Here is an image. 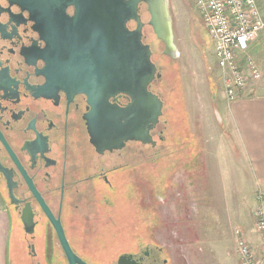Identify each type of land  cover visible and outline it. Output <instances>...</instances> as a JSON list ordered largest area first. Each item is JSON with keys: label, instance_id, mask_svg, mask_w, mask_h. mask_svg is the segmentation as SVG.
<instances>
[{"label": "flooded vegetation", "instance_id": "af4514ba", "mask_svg": "<svg viewBox=\"0 0 264 264\" xmlns=\"http://www.w3.org/2000/svg\"><path fill=\"white\" fill-rule=\"evenodd\" d=\"M189 1L184 0L190 10ZM66 13L74 16L75 7ZM138 13L142 40L161 74L148 90L164 108L157 90L164 63L157 61L155 43L164 46V56L180 57L175 18L169 0L159 17L145 1ZM127 26L134 30L138 21ZM66 28L54 34L52 45L45 24L0 0V206L19 231L31 264H70L53 220L86 264H173L153 232L155 213L145 210L141 194L142 176L154 178L159 191L173 169L163 155L141 152L165 139L162 115L148 143L124 139L123 132L110 139L109 104L125 108L132 97L108 96L107 49L96 33L85 32L94 26ZM68 39V45L61 43ZM63 59L70 63L67 70L56 65Z\"/></svg>", "mask_w": 264, "mask_h": 264}, {"label": "rangeland", "instance_id": "374dc122", "mask_svg": "<svg viewBox=\"0 0 264 264\" xmlns=\"http://www.w3.org/2000/svg\"><path fill=\"white\" fill-rule=\"evenodd\" d=\"M257 1L264 15V0ZM189 3L192 10L184 0H169L180 57L164 56V46L155 43L157 61L164 63L157 90L165 99L159 125L165 129V139L156 148L142 146L141 152L163 155L174 164L169 183L159 191L154 178L142 176V203L155 213L153 232L169 249L173 264H239L234 230L243 227L255 242L259 193L251 186L248 168L228 143L230 133L220 121L226 103L214 43ZM263 47L264 31L251 49L262 63ZM261 84L264 78L258 87ZM20 238L14 228L10 263L31 264Z\"/></svg>", "mask_w": 264, "mask_h": 264}, {"label": "water", "instance_id": "95a60500", "mask_svg": "<svg viewBox=\"0 0 264 264\" xmlns=\"http://www.w3.org/2000/svg\"><path fill=\"white\" fill-rule=\"evenodd\" d=\"M30 12L32 18L45 24L51 32L50 44L56 43L54 34L66 26L77 29L78 26H94L86 29L98 35L99 45L107 49L108 58L104 61L108 81V96L115 92H125L132 101L120 108L109 104V136L116 138L124 133V139H140L144 143L152 141L150 129L155 127L163 114L162 99L148 90V84L154 79L157 67L151 60V49L142 40V26L139 4L145 1L154 17H158L165 7L166 0H9ZM74 6L76 13L70 17L66 13L68 6ZM138 21V27L130 30L129 20ZM69 28V29H68ZM63 30V29H62ZM69 39L61 43L68 45ZM67 48V46H65ZM54 49V47H53ZM63 69L70 63L63 59L57 61ZM160 77L161 74L157 73ZM61 244L70 264H86L71 249L59 222L54 221Z\"/></svg>", "mask_w": 264, "mask_h": 264}, {"label": "built area", "instance_id": "2783aa9c", "mask_svg": "<svg viewBox=\"0 0 264 264\" xmlns=\"http://www.w3.org/2000/svg\"><path fill=\"white\" fill-rule=\"evenodd\" d=\"M214 43L216 66L225 99L233 102L262 80L263 70L251 53L253 42L264 31V15L257 0H192ZM255 231L260 247L246 230H234L239 264H264V193L257 196Z\"/></svg>", "mask_w": 264, "mask_h": 264}, {"label": "crops", "instance_id": "0c3cea01", "mask_svg": "<svg viewBox=\"0 0 264 264\" xmlns=\"http://www.w3.org/2000/svg\"><path fill=\"white\" fill-rule=\"evenodd\" d=\"M259 39L260 36L252 47ZM263 50L264 47L260 52ZM254 58L261 66L264 78V62L259 55ZM259 82L253 86V90L249 89L233 102L221 96L226 104L222 103L224 114L223 117L220 115V121L230 133L228 143L238 152L240 164L249 170L252 188L256 193H264V85L258 87ZM12 232L8 212L0 206V264H11L9 250ZM251 242L260 247L259 235H256L255 242Z\"/></svg>", "mask_w": 264, "mask_h": 264}]
</instances>
